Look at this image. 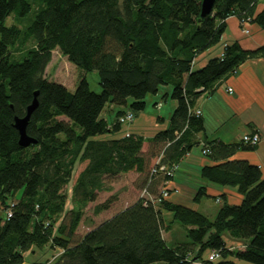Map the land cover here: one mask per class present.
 I'll use <instances>...</instances> for the list:
<instances>
[{"label":"trees","instance_id":"1","mask_svg":"<svg viewBox=\"0 0 264 264\" xmlns=\"http://www.w3.org/2000/svg\"><path fill=\"white\" fill-rule=\"evenodd\" d=\"M33 1L0 0V264H22L26 252L45 247L62 250L45 264H264V179L258 166L230 159L257 146L200 141L205 129L194 110L200 97L212 94L244 62L264 60V44L245 50L230 43L220 57L192 70L196 56L219 42L227 17L264 29V9L255 13L258 0H213L204 17L202 0ZM32 4L37 13L26 27L5 25L14 12L15 18L25 17ZM29 40L33 46L11 62L10 48ZM54 50L78 73L72 92L45 76ZM90 71L98 74L99 94L89 89L85 74ZM168 84L175 107L165 130L149 139L131 134L92 139L117 130L118 117L126 113L116 111L108 124L101 117L108 102L140 112L146 96ZM35 93L37 106L25 128L35 143L20 147L13 118L26 114ZM201 142L212 164L201 167L199 177L241 196L238 204L228 203L224 194L214 197L220 206L213 220L155 191L174 178L173 165ZM160 151L157 165L172 170L171 176L151 173L149 161ZM77 161L86 165L66 211L65 188ZM131 171L139 174L145 193L156 197H140L78 236L88 204L110 190L108 181ZM203 197L213 198L199 187L193 201ZM113 199L95 205L93 214L109 209ZM164 214L183 227L185 241L167 244ZM224 239L241 246L228 247ZM210 251L219 254L214 262L207 261Z\"/></svg>","mask_w":264,"mask_h":264},{"label":"crops","instance_id":"2","mask_svg":"<svg viewBox=\"0 0 264 264\" xmlns=\"http://www.w3.org/2000/svg\"><path fill=\"white\" fill-rule=\"evenodd\" d=\"M263 9H264V0H258L255 13H258ZM223 23L225 27L220 37L218 45L213 46L207 49L206 51H204L202 54H200L199 57L197 58L199 59V61H197V59L194 60L192 65V70L201 68L211 58L220 57L222 55L224 46L230 43L237 42L239 46L245 50H253L264 44V29L258 27L255 23L250 22L249 24H247L246 26L248 31L247 34L243 32L244 29L240 27V23L237 17L235 16L227 17ZM64 86L67 88L66 85ZM74 87H75V83L73 84L71 89L73 88L74 90ZM228 88L231 89V93L227 92ZM154 99L155 97L152 100ZM170 107H172L171 109L173 110L175 107V102L171 104ZM194 110L198 111L199 115L202 117L204 129H205V137L200 136L199 137L200 141L203 138H205V140L216 139L226 144L239 143L243 134H247L253 131L258 132L261 136V141L257 145V147H255L253 150H239L230 159L245 160L252 165L258 166L261 170L262 178L264 179V60L263 59H254L244 62L242 65L239 66V68L236 70L234 74L230 75L225 80L221 81L217 85L216 89L212 94L203 95L202 97H200L195 104ZM159 119L161 120V118H158V120ZM200 144L202 145V142ZM143 145L146 146L147 143L144 142ZM191 151L192 149L190 150V152ZM190 152H188L184 157H188L190 155L189 154ZM160 156H161V151L158 153V155L156 154V156H154L152 159H155L157 157L155 159L156 162L158 161ZM181 160L180 162L177 163V165H173L176 166L175 172L182 169L180 164ZM211 164L212 163L208 160V158L201 159L199 163L193 165L194 167L197 168H193L191 164L188 165L186 164V172H185L186 185L177 184L173 181V179H171L170 181H167L164 184L163 183L160 184V189L158 191L159 195L162 190H165L167 196L165 197L164 200L171 203L190 207L199 212L201 206V205L199 206V204H201L202 200L206 199L207 197H203L199 202H194L193 197L196 193V190L199 187H204L206 195L213 197L207 199H213L215 201L214 197L216 198V196L224 194L228 203L238 204L241 200V196L236 193L234 188L219 187L211 182H206L199 177L198 174L200 168ZM191 175H193L194 178L191 179L190 178ZM136 176H138L137 178H139L138 173H136ZM137 181L139 185L142 184L141 181L139 180ZM214 187H219V191H215ZM143 189H144L143 187L140 188V191L143 192L144 191ZM148 196L150 199H154L156 197L152 193L151 194L149 193ZM70 201H71V195H70ZM155 202L158 201L155 200ZM215 203L219 204V202L216 201ZM66 204H68V197ZM71 206L72 205H70L68 208L66 206L67 208L66 211L69 210ZM126 207L122 208L121 210L125 209ZM82 222L83 220H81L76 230V234L80 237L83 236L89 230H91L93 227H95V226L90 228L86 227L84 228L83 232L79 233L78 228L80 227V224ZM224 240L225 242L228 241V239H224ZM61 253L62 250L59 248L45 247L43 249H31L24 254V261L22 264H45L47 262L52 261L54 258L58 257Z\"/></svg>","mask_w":264,"mask_h":264},{"label":"rangeland","instance_id":"3","mask_svg":"<svg viewBox=\"0 0 264 264\" xmlns=\"http://www.w3.org/2000/svg\"><path fill=\"white\" fill-rule=\"evenodd\" d=\"M31 2H34V1L31 0ZM41 6L43 7V5ZM36 13H37L36 4L35 5L32 4L30 12L25 17L15 18L14 16L15 12H14L5 20V25L7 26L15 25L18 28H24L33 20ZM218 43L216 45H218ZM32 46H33V42L29 40L22 46H19L16 44L13 48H10L11 50L10 55L13 58L11 59V62H19L22 59L20 55L25 50H27L28 48H31ZM199 55L196 56L195 59H197ZM197 61H199V59H197ZM195 70H198V69H195ZM45 76L51 81L60 82L63 85H66L67 89H69L70 92H72L73 88L71 89V87L73 86L74 83H76L78 73L76 69L67 61V59L64 58V56H62L59 53V51L55 50L52 52L50 62L48 63L47 68L45 69ZM85 78L88 83L89 89L92 92L99 94L101 91V88L99 86L97 72L90 71L85 74ZM170 94H171V85L169 84L161 85L156 95L146 96L145 107L143 111H140V112L132 111L134 117L131 122L120 124L117 130L111 133L106 132L101 135H97L93 137L92 139L94 140L118 139L120 137L125 136L126 134L140 136V137H143L144 139L152 138L158 131L165 130L168 126V120L172 112V109H171L172 107H170V105L174 103L173 100H171L170 98ZM154 97L155 99L152 100ZM129 102H130V99H128V104ZM158 104H160L159 107H157ZM118 110L123 111V112H128L130 109L128 108V106L119 107V106H115L108 102L102 111L101 117L104 120H106L109 124L113 123L114 118H115V113ZM158 118H161V120L163 121H161L160 119L158 120ZM147 150L148 149L146 147L145 151ZM189 154L190 155L188 157H184L181 160L180 164H181L182 169H180L174 174L173 181L177 184L186 185V180H185L186 164L187 165L191 164L193 168H197V167H194L193 165L199 163L201 159H207L202 154L201 144L193 147L192 151ZM155 159H150L149 167L153 166L154 163L158 162V161L155 162ZM85 165H86V162L77 161L73 166L71 178L65 188V191L68 197V204H66L67 208L71 205L70 204L71 188L74 185V182L78 174L80 173V171L83 170ZM137 177L138 176H136V173L134 171H131L125 174H120L115 179L108 181L107 185L110 187V190L107 192H99L97 199L94 202L88 204L85 210V214L82 218L83 222L80 224V227L78 228L79 229L78 232L79 233L83 232L84 228L86 227L90 228V227L96 226L103 220L110 218L113 214L117 213L122 208L135 202L140 197L150 199L146 193H142L140 191V188H142L144 184L139 185L137 181L138 180ZM190 178L192 179L194 178V176L191 175ZM219 187H214V190L219 191ZM159 189H160V185L158 184L155 187V191L158 193ZM157 193L156 195L159 194ZM110 197H114V199L109 209L105 211H101L99 214L94 215L93 207L97 205L98 203L104 202L107 198H110ZM199 206H200L199 212L207 216L210 220H213L220 204H216L213 199L206 198L202 200ZM163 218L165 220L164 222L165 227L162 232V236L167 242V244L170 246H174L175 244L185 241L186 238H185L183 227H181V225L178 223H170L171 221L170 214H164ZM168 225H170V228L166 230V227ZM226 246L237 249L238 247L241 246V244L239 242H233V241L228 240L226 242ZM206 254L207 252L203 254L202 259L205 258ZM196 263H199V262H196ZM153 264H165V263L157 262ZM234 264H248V263H245L242 261H234Z\"/></svg>","mask_w":264,"mask_h":264},{"label":"built area","instance_id":"4","mask_svg":"<svg viewBox=\"0 0 264 264\" xmlns=\"http://www.w3.org/2000/svg\"><path fill=\"white\" fill-rule=\"evenodd\" d=\"M239 23H240V27H242L244 29L243 32L247 34L248 31H247L246 26H247V24L250 23L249 20H243V21H240ZM227 92L228 93H231V89L228 88L227 89ZM159 105L160 104H158L157 107H159ZM195 114L198 115L199 112L198 111H195ZM133 117H134L133 116V113H131V112L128 111L123 116L119 117L117 121H118L119 124L129 123V122L132 121ZM241 141L244 144L249 145V146H257L260 143V141H261V136H260V134L258 132L253 131V132H249L247 134H243L242 137H241ZM202 153H203V155L207 154L208 153V149L204 148L202 150ZM157 164H158V162L155 163L154 166L152 167V169H151V173L152 174L155 173V172H157L159 170V171H163L166 174V176H171V174L173 172L172 170H169L168 171L164 165H160L158 167ZM144 192L145 191H143L142 193H144ZM160 195H161V198L162 199H165V197L167 196V193H166L165 190H162L161 193H160ZM9 215L10 214L7 213V217H9ZM218 258H219V254L217 252H215V251H210L208 253V255H207V261H210V262H214Z\"/></svg>","mask_w":264,"mask_h":264},{"label":"water","instance_id":"5","mask_svg":"<svg viewBox=\"0 0 264 264\" xmlns=\"http://www.w3.org/2000/svg\"><path fill=\"white\" fill-rule=\"evenodd\" d=\"M212 2L213 0H202L200 17H204L210 13L211 8H212ZM36 94L37 93L34 94L31 104L27 107L26 114L21 118L19 117L13 118V127L18 133V136H19L18 144L20 147H27L30 144L35 143L33 139H31L30 137L26 135L25 128L29 121V117L31 113L37 106Z\"/></svg>","mask_w":264,"mask_h":264},{"label":"bare ground","instance_id":"6","mask_svg":"<svg viewBox=\"0 0 264 264\" xmlns=\"http://www.w3.org/2000/svg\"><path fill=\"white\" fill-rule=\"evenodd\" d=\"M212 9V8H211ZM119 118V117H118Z\"/></svg>","mask_w":264,"mask_h":264}]
</instances>
